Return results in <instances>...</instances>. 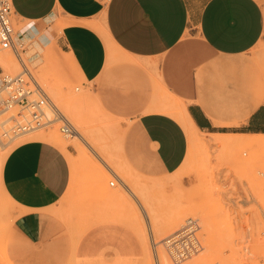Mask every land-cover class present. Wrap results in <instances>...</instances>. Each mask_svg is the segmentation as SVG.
Returning <instances> with one entry per match:
<instances>
[{
    "label": "crops",
    "instance_id": "obj_1",
    "mask_svg": "<svg viewBox=\"0 0 264 264\" xmlns=\"http://www.w3.org/2000/svg\"><path fill=\"white\" fill-rule=\"evenodd\" d=\"M11 3L43 74L49 47L107 112L129 118L118 143L123 163L140 175H171L187 151V133L163 103H183L202 132L264 134V0ZM76 160L68 145L45 137L5 155L0 264L146 263L143 238L115 215H100L78 234L69 229L58 207L75 186Z\"/></svg>",
    "mask_w": 264,
    "mask_h": 264
},
{
    "label": "rangeland",
    "instance_id": "obj_2",
    "mask_svg": "<svg viewBox=\"0 0 264 264\" xmlns=\"http://www.w3.org/2000/svg\"><path fill=\"white\" fill-rule=\"evenodd\" d=\"M12 23L16 30L21 26L14 14ZM5 55L15 59L17 68H3L4 72L20 71L21 66L13 53L10 50L0 52V56ZM43 57L44 74L42 68H32L26 54H22L54 103L102 160L86 148L77 134L72 138L64 136L57 124L24 134L9 144L0 143V155L18 143L37 137L49 136L55 142L68 145L77 158V176L72 193L60 199L58 211L70 230L76 234L85 224H91L104 214L137 217L145 236L142 237L146 248L145 264H264V146L260 149L257 145L221 143L219 138L200 131V137L206 141L205 147L196 144L192 158L174 174L142 176L127 162L130 170L124 165L122 147L118 143L125 126L122 122H128L129 118L107 112L96 95L92 96L90 85H82L83 80L67 58L56 55L49 47ZM75 99L78 102L73 114L70 108ZM246 137L224 135L222 139L233 141ZM81 147L86 149L88 158L79 157ZM112 180L114 185L109 184ZM124 183L131 187L142 185L144 191L135 188V192L149 214L148 205L152 206L156 219L146 217L145 210L128 194ZM5 211L3 202L0 213ZM188 217H199L203 248L174 263L167 256L162 240ZM212 243L214 246L210 249ZM195 258H202V261L195 263ZM0 260H4L1 254Z\"/></svg>",
    "mask_w": 264,
    "mask_h": 264
},
{
    "label": "built area",
    "instance_id": "obj_3",
    "mask_svg": "<svg viewBox=\"0 0 264 264\" xmlns=\"http://www.w3.org/2000/svg\"><path fill=\"white\" fill-rule=\"evenodd\" d=\"M12 14L11 0H0V52L10 50L21 66L20 71L9 73L0 65V143L9 144L24 134L54 124L64 136H71L76 132L75 126L22 58L26 45L14 28ZM109 184L114 185V181ZM162 244L174 263L198 253L203 248L198 218H186L177 230L162 240Z\"/></svg>",
    "mask_w": 264,
    "mask_h": 264
},
{
    "label": "bare ground",
    "instance_id": "obj_4",
    "mask_svg": "<svg viewBox=\"0 0 264 264\" xmlns=\"http://www.w3.org/2000/svg\"><path fill=\"white\" fill-rule=\"evenodd\" d=\"M33 47V46H32ZM34 48V47H33ZM33 48L31 50H33ZM4 51H9V50H4ZM3 52V51H2ZM24 53L26 54V60L27 62L29 63V65L32 67V68H39L38 64H36V61H32L29 57H28V54H29V49H25ZM37 57V56H36ZM110 58V57H109ZM0 65L5 68V69H9V70H12V69H16L17 68V62L15 61V59L9 55H5V56H0ZM27 65V64H26ZM78 89V88H77ZM180 101V100H179ZM77 99H75L74 101H71L72 105L71 107L73 108H70V112L71 113H75V103L77 104ZM182 102V101H181ZM162 108L165 109V110H168L171 114H173L180 122H181V125H183L186 133H187V138H188V146H187V151H186V154H185V157L181 163V165L172 173L174 174L184 163H186L188 160H190L192 158V154H193V148L195 147V145L197 144L198 146H204L206 144V141L200 137L199 135V131L197 129V127L193 124V122L191 121L190 117L188 116V113L185 109V106L183 103H179V104H173V103H163L162 105ZM68 109V108H67ZM56 133V132H55ZM41 134V133H40ZM77 134V138H79V140H82V142L85 144L86 148H88L89 150L92 149V146L91 144H89L87 142L86 139L83 138V135H81L80 132H78V130L76 129V132L71 135V138L73 136H76ZM214 137H217L219 138L218 141H220L221 143H230V142H234V143H243V144H246V145H257V146H261L260 149L262 148V146H264V134H255V135H247L246 138H243V140H239L236 138V140H233V141H229V137L228 139H225L223 140L222 139V136L221 134H212ZM228 135V134H227ZM232 135V134H230ZM236 135V134H235ZM212 136V137H213ZM243 136V135H242ZM245 136V134H244ZM256 136H261V137H256ZM226 137V136H225ZM235 137V136H234ZM47 140H50V141H53L51 140V138H49V136H46L45 137ZM242 139V137H241ZM55 142V141H54ZM213 142V141H212ZM58 143L61 144V146L63 147V149H65V146L67 145L66 143H63V142H60L58 141ZM215 143V142H214ZM5 144H8V143H2V145H5ZM205 147V146H204ZM202 148V147H201ZM87 149V150H88ZM196 149V148H195ZM92 151V150H91ZM195 151V150H194ZM262 151H264V149H262ZM93 154L95 155H98L97 152H95L94 150L92 151ZM8 153V151H6L5 153L2 154V156L0 155V163L3 161L5 155ZM79 153L82 155V157H86L88 158V154H87V151L84 147H81L80 150H79ZM98 157V156H97ZM125 164V163H124ZM95 165V164H94ZM125 166L129 169V167L125 164ZM171 174V175H172ZM124 186H125V189L126 191L128 192V194H130V196H134L135 199H137L138 203L140 204V208L142 207L145 212H146V217H152L153 220L156 219V215H155V212H154V209L152 208V206L148 205L149 207V210H150V214L149 212L146 211V207L143 203L140 202L136 192H135V188L136 190L138 191H144L143 187L141 184H134L132 187L127 185L126 183H124ZM146 188V187H145ZM121 196V195H119ZM118 196V197H119ZM120 198V197H119ZM143 211V210H142ZM144 212V211H143ZM14 213V212H13ZM139 215V214H138ZM116 219L118 220H121V221H124L126 223H128L131 227H133L139 234L141 237L145 238L144 236V231L143 229L141 228L140 224H141V221L137 218V217H134V218H128V217H124V216H117L115 215L114 216ZM199 218V217H198ZM146 221H147V218H146ZM145 222V221H144ZM147 223V222H146ZM149 225V224H148ZM175 225H177V223H175ZM85 226L81 227V230L84 228ZM180 227V226H179ZM178 227V228H179ZM177 228V229H178ZM176 229V230H177ZM78 234V233H77ZM145 241V240H144ZM214 246V244L212 243L210 249H212V247ZM208 253V252H207ZM2 256V255H1ZM209 260V259H208ZM218 260V259H217ZM168 261V259H167ZM202 261V258H195L193 259V262L195 263H200ZM215 262V261H214Z\"/></svg>",
    "mask_w": 264,
    "mask_h": 264
}]
</instances>
